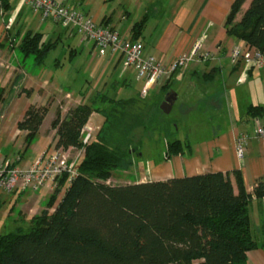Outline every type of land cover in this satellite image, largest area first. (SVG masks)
I'll return each mask as SVG.
<instances>
[{
	"label": "crops",
	"instance_id": "1",
	"mask_svg": "<svg viewBox=\"0 0 264 264\" xmlns=\"http://www.w3.org/2000/svg\"><path fill=\"white\" fill-rule=\"evenodd\" d=\"M107 1L79 0L73 7H84L86 14L98 22L114 27L129 39L142 41L145 56L169 63L190 53L196 42L203 39L202 58L162 82L161 88L164 85L184 83L187 88V97H184L188 105L187 113L200 111L202 115H207L210 123L208 129L201 131L205 135L197 142L180 139L190 144L193 154L167 158L166 151L158 163L152 160L149 162V180L138 179L136 182H120L119 185L223 172L229 175L237 192L236 174L239 173L245 191L254 195L258 183H264V142L256 137L257 126H264V67L247 69L243 61L236 64L231 61V49L236 43L256 48L244 40H237L228 32L227 21L236 0H117L119 6L123 7L118 14L114 6L113 9L110 5L105 7ZM5 2L0 0L2 15H6L13 6V0ZM60 2L65 4L64 0ZM250 2L248 0L237 14L235 23L241 20ZM19 5L20 1L10 18L15 22L24 10L19 9ZM143 19L146 20L143 33L135 38L133 27ZM7 23L4 22L5 25ZM14 24L0 38V88L5 90L4 101L0 103V151L7 162L20 167L24 162V153L38 138L37 144H44L38 152L32 153L33 162H28L25 166L28 167L43 152L56 149V130L51 124L58 113L65 118L76 107L89 105L94 111L88 124L93 122L95 129L100 130L105 121L101 111L107 108L108 100L136 99L119 95L121 91L130 90L134 79L138 78L136 71L126 66L120 56L110 53L101 56L93 43L82 40L81 44L87 43L86 47H70L65 62L55 57L52 64L48 63L50 56L57 50V44L43 62L37 61L35 57L33 63L27 66L24 61L35 55L27 56L18 49H11L8 47L9 42L14 37L17 39L15 34L19 37L20 33L24 35L28 32L41 33L45 41V32L28 30L23 33L18 29L14 33L11 31ZM52 32H57L54 36L57 34L55 41L58 43L63 36L71 38L75 34L71 31H55V28ZM7 36L10 38L8 43L5 41ZM84 53L89 55L83 64L81 59ZM204 54L209 57L205 58ZM83 68L89 72L90 79L80 90H74L73 85H76L78 74ZM60 69L64 70L63 73L59 72ZM168 93L176 94L174 104L181 98L172 88ZM139 95L140 99L144 97L142 93ZM33 106L48 107L49 111L39 133L26 150V132L18 129V123ZM253 106L262 109L261 115L249 114ZM49 117L50 122L47 123ZM241 134L249 138L243 161L238 159L235 150V140ZM76 150L74 147L62 149L67 155L74 154ZM56 187L43 188L41 192L44 194L40 196L28 195L25 198L27 191H15L14 194L19 199L24 198V207L28 208L36 202L40 205L47 203ZM67 188L68 184L63 188L60 198ZM49 211L53 212L54 208ZM248 212L251 231L259 246L247 252L246 264H264V197L254 196L248 205Z\"/></svg>",
	"mask_w": 264,
	"mask_h": 264
},
{
	"label": "trees",
	"instance_id": "2",
	"mask_svg": "<svg viewBox=\"0 0 264 264\" xmlns=\"http://www.w3.org/2000/svg\"><path fill=\"white\" fill-rule=\"evenodd\" d=\"M247 1H235L227 21L228 32L264 54V0H251L235 23ZM145 23L144 19L135 23V38L142 35ZM57 44L43 41L41 33L28 32L20 50L43 62ZM4 95L5 90L0 88V103ZM138 102L108 100L112 104L100 110L105 121L86 147L78 175L70 182L68 175L59 179L47 209L34 219L28 232L0 235V264H246L247 252L259 246L251 231L248 205L254 196L264 197L263 182L250 195L239 173L237 192L223 172L125 185L96 181L132 167L128 161L134 152L128 146L130 132L145 122L142 119L129 124L126 119L138 117L129 112L140 109ZM48 111V107H30L18 123V129L26 132V150ZM93 111L83 105L65 118L58 113L51 124L56 130L55 148H80L82 130ZM261 113L259 107L249 109L252 116ZM153 115L149 125L156 123L154 130L160 128L171 139L167 142V158L193 154L190 144L174 138L177 133L170 132L169 121L160 117L159 108Z\"/></svg>",
	"mask_w": 264,
	"mask_h": 264
},
{
	"label": "rangeland",
	"instance_id": "3",
	"mask_svg": "<svg viewBox=\"0 0 264 264\" xmlns=\"http://www.w3.org/2000/svg\"><path fill=\"white\" fill-rule=\"evenodd\" d=\"M18 1L20 0H13L12 9L6 15L0 14V38L3 33H7L11 29L9 28V30L6 29L4 30L3 29L4 26L7 25V24L5 25L4 22L7 23L10 20V18L13 17L12 15L15 12V7ZM58 1L60 2L61 0ZM77 1L79 0H64L67 6H73V4ZM98 1H102V0H98ZM113 2L115 3V5H113L114 4ZM104 4H106L105 6L106 8L108 7V5H110L111 9L113 8L117 9L116 10L117 14L121 10H123V7L119 6L117 0H108ZM80 10H83V12L86 14L84 7L81 8ZM14 23H13L14 27L11 30L14 33L18 29H21L23 33L27 32L28 30L45 32V41H50V40L55 41L57 39V34L56 36H54L55 33L57 32L54 33L52 32L54 28L55 31H59V32L66 31L61 27L55 25L50 20L42 22L40 15L34 13V11L29 8H24L20 18L16 22L14 21ZM14 33L12 34V36L14 35ZM24 35L23 34L21 35L20 33V36L18 37L15 34L14 36H16L17 39H15L14 37V40H11V42H9L8 47L11 49L20 50V46L22 44ZM9 39L10 38L7 36L5 38V41L6 42L9 41ZM80 41L81 38L76 34H74V36H72L71 38H66L63 36L62 39L59 40L56 52L52 54V56H50L48 63L52 64L53 61H55L54 60L55 57H59L60 60L65 62V59H67L69 56L70 47L72 46L73 47L78 46V48L86 47L87 43L81 44ZM88 55H89L88 53L83 54L81 59L83 64L84 61L86 62ZM34 60H35V56H30L24 62L27 66H30ZM63 71L64 70L60 69L59 72L63 73ZM89 79H90L89 72L86 71L85 68H83L82 71L78 74V80L76 85H73V89L80 90L82 85L85 84V82ZM162 85L163 83H159L155 89H152L149 92V94L145 95L144 97H141L140 99L139 94L142 93L144 82L139 81L138 79L137 80L134 79V83L130 90L120 92L119 97H135L139 101L137 103V108L140 109H138V111L130 109L129 112L132 115H138V117L141 115V119H136L138 117L134 118L133 116L132 118L126 119L127 123L131 124L133 122L140 121L143 119L145 124L144 126H138L133 128L130 132V136H129L130 144L128 146L130 148H133L134 152L128 158L129 159L128 161L133 163L132 167L125 168L124 170L114 171L111 177L108 178L107 180L96 179V181L117 185L120 182H136L138 179L149 180L151 178V174H149V169H150L149 162L151 160L152 162H157V163L161 161L164 158L165 152L167 151V142L171 140L169 136H167L165 133L160 131V128L159 130H154L155 129L154 127L157 126L156 123L154 126L149 125L151 118L154 116L153 114L155 113L157 108H159L162 114L160 117L163 116L162 118H166L169 121L170 132L176 131L177 134H175L174 138L182 139L183 141L189 140L190 142H197L200 137L202 138V136L205 135L201 131H205V129L209 128L210 125L209 118L207 117V115H202L200 111H194L193 113L190 114L187 113L186 109L188 108V105L185 103L186 100L184 99V97H187L185 91L187 88L185 89L184 83L181 85L174 83L172 86H170V88H172V90L178 93L179 97H181L173 105L174 107L170 114H164L163 111L160 109L162 103L164 102L170 90V88H165V89L164 87L161 88ZM160 88L161 90L159 91ZM188 97H194V96L188 95ZM5 103H7V101ZM111 104L110 103L108 104V102L106 103V105H110V106ZM193 104H195V102H193ZM110 106H105V107L108 108ZM110 109L111 108H109V113L111 112ZM48 122H50V117L47 120V123ZM88 123L87 125L92 126L95 130L93 133V140H94L99 130L95 129L96 126L93 122H91L90 124ZM106 126L107 124L104 127ZM37 139L38 138H36V140L33 142L34 144L29 148V150H27L26 153H24L23 155L24 162L22 163V166H20V168H25L28 162L29 163L33 162V159L31 160L32 153L35 154L36 152L39 151V148L43 146L44 144L43 142L40 143L38 142L39 144H37L38 141ZM48 152L51 153L52 150ZM76 155L77 152H75L72 155L70 154L68 158L72 160ZM148 159L150 160L147 161ZM136 164H138V166H135ZM40 192L27 191L24 197L26 198L28 195L40 196L44 194L43 191L41 193ZM46 209H47V203L40 205L38 202H36V204L33 206L30 205L28 208L24 207V198L19 199V196L15 195L14 193L8 194L0 190V235L8 234L11 232H19V231L28 232L32 227L34 219L40 216Z\"/></svg>",
	"mask_w": 264,
	"mask_h": 264
},
{
	"label": "built area",
	"instance_id": "4",
	"mask_svg": "<svg viewBox=\"0 0 264 264\" xmlns=\"http://www.w3.org/2000/svg\"><path fill=\"white\" fill-rule=\"evenodd\" d=\"M23 8L33 10L42 20H50L62 29L74 32L82 41L93 43L101 56L107 53L120 56L126 66L136 71L137 78L144 81L142 96L203 56V39L196 42L190 53L169 63L153 56H145L142 41L129 39L114 27L88 16L78 7L67 6L58 0H20L19 9ZM13 22L10 19L5 29L9 30ZM204 57L208 58L209 55L204 54ZM230 57L233 64L243 61L247 69L264 67L263 52L250 45L236 43L231 49ZM94 131L92 126L84 127L81 134L82 146L77 148V155L72 160L62 148L54 149L51 153L43 152L30 166L20 168L7 162L0 151V190L8 194L15 191L40 192L47 186L55 188L64 175L69 176V182L72 181L78 175L79 163L85 156L86 147L93 140ZM256 137L264 142V126H257ZM248 139L247 135L241 134L235 140L236 155L240 161L244 160Z\"/></svg>",
	"mask_w": 264,
	"mask_h": 264
},
{
	"label": "water",
	"instance_id": "5",
	"mask_svg": "<svg viewBox=\"0 0 264 264\" xmlns=\"http://www.w3.org/2000/svg\"><path fill=\"white\" fill-rule=\"evenodd\" d=\"M176 99L175 93H168L160 109L164 114H170L173 108L174 101Z\"/></svg>",
	"mask_w": 264,
	"mask_h": 264
}]
</instances>
